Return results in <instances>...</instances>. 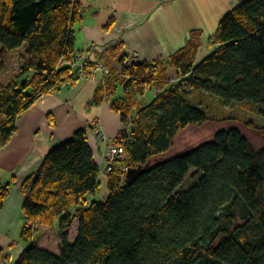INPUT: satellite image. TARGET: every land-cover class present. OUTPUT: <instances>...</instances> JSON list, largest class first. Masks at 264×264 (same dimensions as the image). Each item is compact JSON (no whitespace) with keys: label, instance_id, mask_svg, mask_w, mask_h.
Wrapping results in <instances>:
<instances>
[{"label":"trees","instance_id":"16d2710c","mask_svg":"<svg viewBox=\"0 0 264 264\" xmlns=\"http://www.w3.org/2000/svg\"><path fill=\"white\" fill-rule=\"evenodd\" d=\"M83 19L79 0H0L2 69L22 50L16 78L0 83V149L40 98L91 76L96 63L75 65L74 27ZM202 36L192 31L168 59L127 67L124 56L121 72L98 62L109 74L94 103L111 101L120 114L122 130L109 145L124 147L125 157L107 176L108 197L92 200L102 182L88 129L53 148L21 185V238L32 241L38 225L57 226L61 247L54 254L30 246L15 264H264V0L226 13L210 38L216 50L198 62ZM150 88L155 97L143 103ZM212 99L228 116L212 114ZM210 123L229 125L170 154L183 130ZM16 184L15 174L0 183V211ZM11 261L0 245V264Z\"/></svg>","mask_w":264,"mask_h":264},{"label":"crops","instance_id":"0c3cea01","mask_svg":"<svg viewBox=\"0 0 264 264\" xmlns=\"http://www.w3.org/2000/svg\"><path fill=\"white\" fill-rule=\"evenodd\" d=\"M79 2L84 19L74 27L77 51L82 60L101 62L116 72H121V59L129 52H136L139 61L168 59L182 49L190 33L197 30L203 33L198 54V62H201L216 50L217 46L210 38L230 11L229 7H233L226 0ZM111 19H114L113 26L106 29ZM105 78V73L100 71L94 78L89 76L69 82L61 91L40 98L21 115L17 131L0 149V183H5L13 174L17 180L0 211V245L11 255V264H15L27 248L15 238L20 226L23 227L22 183L38 170L53 148L69 141L80 130L88 129L89 143L100 167L102 184L96 198L104 200L108 197V145L117 139L123 125L120 114L113 111L111 101L94 103L96 91ZM170 80L177 82L174 69L170 70ZM151 91L150 88L145 94L143 103L153 101L155 95ZM100 131L106 140L99 137Z\"/></svg>","mask_w":264,"mask_h":264},{"label":"rangeland","instance_id":"374dc122","mask_svg":"<svg viewBox=\"0 0 264 264\" xmlns=\"http://www.w3.org/2000/svg\"><path fill=\"white\" fill-rule=\"evenodd\" d=\"M224 2V0H220ZM230 2L233 7H229L228 10H232L235 8L240 2L245 1V0H226V3ZM228 4V3H227ZM235 4V5H234ZM228 8V7H227ZM2 49V45L0 44V51ZM20 53L21 51H14L9 54V60L7 66L2 69V60L0 59V83L3 85H8L10 84L17 76V73L20 70ZM197 96L193 98L194 104H196ZM208 104V101H204V104ZM210 103L215 105L216 111H212L213 115H220L222 113H226L225 115L228 116V113H230V110L226 108H222L219 106V103H217L215 100H210ZM211 105V104H210ZM223 109V110H222ZM232 111V110H231ZM228 112V113H227ZM263 122L261 120L258 121V124H262ZM229 124H224V125H216L213 123H210L204 127H189L185 130H183L179 136L176 139V143L172 150L170 151V154H181L183 152L189 151L201 143H204L206 141H209L213 138L214 133L223 128L228 126ZM246 135L248 136L249 140L258 148L262 145V141L255 136L253 133L246 131ZM190 182H186V187L190 186ZM98 196V195H97ZM96 196V197H97ZM93 197L92 200H97L98 198ZM78 225L79 222H76V224L73 225V227L69 230V240L70 242H74L75 238L77 237V230H78ZM22 225L20 226L17 234H16V241H20L21 245H25L27 248L33 245H36L40 248L49 250L53 252L54 254H58L60 247H61V241H60V235L58 232L57 226L54 228H49L45 226H40L38 225L36 227V234L35 237L32 241L26 242L24 241L21 236ZM22 239V240H21ZM16 246H19L20 244H15Z\"/></svg>","mask_w":264,"mask_h":264},{"label":"built area","instance_id":"2783aa9c","mask_svg":"<svg viewBox=\"0 0 264 264\" xmlns=\"http://www.w3.org/2000/svg\"><path fill=\"white\" fill-rule=\"evenodd\" d=\"M138 54L136 52H129L128 54H126V56L124 57V64L127 67H131L133 65V63H135L138 59ZM75 65L79 68H83L84 67V62L81 58H77ZM82 72L80 73V76L83 77L84 76V72L83 70H81ZM103 72L105 73V75L109 74V71L100 63H96L93 67V69L91 70V77L94 78V76L98 73V72ZM99 137L103 140H106V136L104 133H102L100 131L99 133ZM125 157V150L124 147L122 146H117V145H109L108 146V153L106 155V158L108 160V167H107V174H109L114 167L116 166V163L122 159H124ZM124 171H128L127 168L124 169Z\"/></svg>","mask_w":264,"mask_h":264},{"label":"water","instance_id":"95a60500","mask_svg":"<svg viewBox=\"0 0 264 264\" xmlns=\"http://www.w3.org/2000/svg\"><path fill=\"white\" fill-rule=\"evenodd\" d=\"M135 178V175L133 173H128V179Z\"/></svg>","mask_w":264,"mask_h":264}]
</instances>
